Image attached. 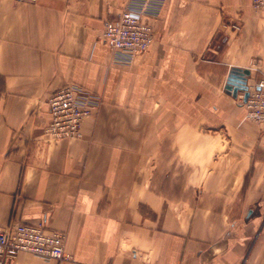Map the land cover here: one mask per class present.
<instances>
[{"label":"crops","instance_id":"0c3cea01","mask_svg":"<svg viewBox=\"0 0 264 264\" xmlns=\"http://www.w3.org/2000/svg\"><path fill=\"white\" fill-rule=\"evenodd\" d=\"M142 6L154 42L118 62L104 22ZM232 67L264 77L251 0H0V230L42 221L72 256L15 263L264 264V123ZM73 82L99 106L49 141L48 97Z\"/></svg>","mask_w":264,"mask_h":264},{"label":"built area","instance_id":"2783aa9c","mask_svg":"<svg viewBox=\"0 0 264 264\" xmlns=\"http://www.w3.org/2000/svg\"><path fill=\"white\" fill-rule=\"evenodd\" d=\"M251 4L264 10V0H251ZM157 13L148 6L126 7L116 18L106 19L103 39L114 52L115 60L130 63L139 54L146 53L154 42L151 19ZM235 29L238 24H233ZM248 96L241 95L248 117L264 123V77L247 88ZM50 122L43 128L49 141L82 137V123L91 116L100 101L96 95L76 83H68L48 97ZM65 233L50 228L44 222L15 221L0 230V264H16L15 258L27 252L47 259L70 260L65 250Z\"/></svg>","mask_w":264,"mask_h":264},{"label":"water","instance_id":"95a60500","mask_svg":"<svg viewBox=\"0 0 264 264\" xmlns=\"http://www.w3.org/2000/svg\"><path fill=\"white\" fill-rule=\"evenodd\" d=\"M250 75L249 69L232 67L226 83V90L236 96L239 91L245 92V98L248 96L247 78Z\"/></svg>","mask_w":264,"mask_h":264},{"label":"rangeland","instance_id":"374dc122","mask_svg":"<svg viewBox=\"0 0 264 264\" xmlns=\"http://www.w3.org/2000/svg\"><path fill=\"white\" fill-rule=\"evenodd\" d=\"M122 10H123V9H122ZM73 83H74V82H73ZM76 84H77V83H76ZM78 85H80V84H78ZM81 86H82V85H81ZM98 106H99V105H97V107H96L95 111L97 110ZM95 111H94V113H95Z\"/></svg>","mask_w":264,"mask_h":264}]
</instances>
